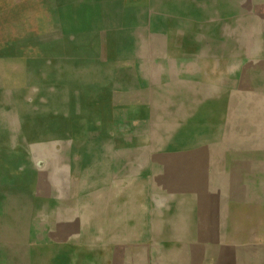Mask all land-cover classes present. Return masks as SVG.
<instances>
[{"label":"rangeland","instance_id":"obj_1","mask_svg":"<svg viewBox=\"0 0 264 264\" xmlns=\"http://www.w3.org/2000/svg\"><path fill=\"white\" fill-rule=\"evenodd\" d=\"M0 264H264V0H0Z\"/></svg>","mask_w":264,"mask_h":264}]
</instances>
